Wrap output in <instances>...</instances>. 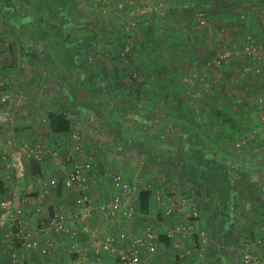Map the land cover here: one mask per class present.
<instances>
[{
	"label": "rangeland",
	"instance_id": "rangeland-1",
	"mask_svg": "<svg viewBox=\"0 0 264 264\" xmlns=\"http://www.w3.org/2000/svg\"><path fill=\"white\" fill-rule=\"evenodd\" d=\"M198 11L205 12L203 23ZM176 16L193 28L212 22L198 0H0V42L21 70L55 76L61 112L71 123L67 141L85 154L77 162L90 159V172L98 163L95 150L105 147L117 165L111 164L110 177L117 172L133 183L139 174H164L161 202L171 206L179 190L186 192L206 237H264V43L246 33L233 49L222 41L202 49L196 39L186 51L165 43L167 20ZM249 39L253 49L246 48ZM23 59L29 67L19 66ZM8 84H0L2 92L19 88ZM41 85L44 92L50 86ZM183 113L198 131L179 123ZM227 175L228 199L214 184ZM139 213L134 225L150 214ZM229 246L225 264L240 257ZM207 252L193 264H210Z\"/></svg>",
	"mask_w": 264,
	"mask_h": 264
},
{
	"label": "crops",
	"instance_id": "crops-1",
	"mask_svg": "<svg viewBox=\"0 0 264 264\" xmlns=\"http://www.w3.org/2000/svg\"><path fill=\"white\" fill-rule=\"evenodd\" d=\"M198 1L200 5L207 8L211 19L210 22H212L206 27L198 26V28H193L191 22L189 24V21L183 16L170 18L165 25V34L169 35V37L166 36L165 43L168 45L179 43L182 48H185L184 46L188 44L195 45L194 41L197 39L199 43L196 45L201 43L202 49H211L219 45V41H222L225 44L224 47L233 49L242 43L238 42L239 40L241 41L246 33H251L256 41L264 43V0ZM177 35L179 36L177 37ZM174 40H177V42H174ZM7 47V43L0 42V84L10 82V85H4V87L13 88L17 86L19 88H17L15 93L11 92V99L8 106H6L5 115L1 111L2 106L0 103V209L7 206L22 208L21 220L23 229L31 232L37 238L39 247L44 246L47 241H51L53 246L50 254L44 256L40 253L39 247L26 249L14 239L10 231L1 228L0 264H15L17 263L15 257L21 255L25 257L23 264H83L84 262H91L90 264H119L114 254L104 252L100 261L93 263L92 247L98 246L103 235L107 232L117 233V244L122 245L129 241L131 236L141 234L146 224L150 225L151 230L155 234L151 241L155 246V251L150 252L146 247H141L140 252L143 264H175L177 250L190 247L192 238H181L180 234H175L174 237L180 248H174L172 243L175 239L172 241L167 236V232L185 219L187 206L181 204L179 200L175 205L171 206V215H166V206L168 207L169 204L161 201L157 202L151 198L149 199L148 208V213L150 212V214H147L146 223H135L136 225H134L132 221L134 218L131 220L118 219L114 223L107 222L100 206L106 203L114 193L109 174L111 164L115 167L117 165L113 161L110 162L113 155L111 156L106 152L105 147H98L95 150L98 162L97 167L96 170L89 172L88 175V177H94L95 179V183L88 190L92 205L89 223L97 229H92L90 234L80 233L77 240L80 247H87L89 250L82 255L70 253V239L66 238L67 236L53 229L45 235L42 234L39 229L41 227L39 224L41 218L50 216L59 209L60 211L70 212L74 207L78 191L75 189L69 191L63 189L62 180L66 175V169L63 166L69 165L66 160L69 158L67 155L72 157L71 160L75 159L77 161L82 160L85 154L82 151L80 153L77 150L74 151L70 147V142L67 141L69 132L56 131L52 125L54 119H51L52 114L62 111L61 101L56 96L59 88L56 87L55 83L57 82L55 81L57 80L54 78L55 76L49 72L46 75H36L35 73H27L25 70H21L15 63L14 57L7 50ZM186 51L189 50L186 49ZM200 58L202 59V56ZM28 64V60L23 59L19 66L29 67ZM167 65L173 66L168 63ZM18 70L20 71L19 73ZM13 72L18 73V75L15 76L16 73L14 74ZM43 81L50 84V86H47L46 92L41 90ZM54 84L56 85L55 87ZM6 92H2L0 88V96ZM24 94L35 98L36 107L31 106L33 102L29 101L30 97L24 100ZM65 100L67 104L71 101L70 97L65 98ZM47 117H49L48 120ZM4 118L8 119L4 120ZM88 143L89 140L84 141V145ZM21 145L33 148L36 156H27L24 153L19 154L23 171L21 172L22 174H17L20 168L18 164L14 166V161L18 158L16 153ZM140 176L141 174L137 175L134 180ZM51 178L56 179L58 185L48 195L40 197L39 192L42 190L43 183ZM182 192L184 191L182 190ZM164 199L165 195L163 194ZM135 200L136 196L133 197V203L136 202ZM138 211L139 209H137L136 213ZM139 214L142 213L140 212ZM147 215L144 213L143 216L147 218ZM71 222H74V219ZM75 224L79 225V222L76 221ZM15 228H17L16 225ZM259 229L257 227L258 231ZM233 238H235V244L228 243ZM245 240L250 242L247 246L249 251L254 249L255 253L252 252L253 250L251 253L256 257L261 256V261L264 262V237H208L209 254L213 258L216 257L224 261L226 255L224 253V243L233 245V248L229 246L230 250L241 254V249L237 245ZM13 254H15V257H13ZM241 258V255L240 257L234 256L233 261L229 264H242ZM194 259L195 257H191L187 261L193 264Z\"/></svg>",
	"mask_w": 264,
	"mask_h": 264
},
{
	"label": "built area",
	"instance_id": "built-area-1",
	"mask_svg": "<svg viewBox=\"0 0 264 264\" xmlns=\"http://www.w3.org/2000/svg\"><path fill=\"white\" fill-rule=\"evenodd\" d=\"M199 21H205V12L198 11ZM254 45L252 40L249 39L247 49H253ZM222 57V55H220ZM11 99V93H3L0 96V103L2 106L1 111L3 115L6 114V109ZM6 107V108H5ZM8 118H4L7 120ZM26 154L27 156H36L33 148L27 145H21L17 149L14 166L18 164L19 170L17 174H22V163L19 154ZM15 156V152L13 153ZM70 159V158H68ZM71 160V159H70ZM22 169V170H21ZM90 169H92V163L90 159H86L83 162L71 161L69 162L68 169L65 177L62 180V187L66 191L75 189L78 191V196L75 200V205L70 212L57 210L50 216L41 218L39 228L42 234L50 232L51 229L56 230L60 234L67 236L70 239L69 251L70 253L84 254L89 249L87 247H80L77 243L78 235L80 233L90 234L95 226H91L89 219L91 217L92 205L91 197L88 193L91 185L95 183V179L88 177ZM166 178L164 174H141L133 183H128L119 173L115 172L111 174L110 181L114 193L110 199L100 206L104 219L109 223L117 222L118 219L131 220L134 218L137 211V202L133 203V197H137V193L141 189H149L157 202L162 201L161 191L163 186L166 185ZM58 185V181L54 178L43 183L42 190L39 192L40 197H45L49 192ZM178 199L181 204H185L189 210L185 219L178 223L172 230L167 232V236L172 239V246L174 248L179 247V244L174 237L175 234H180L181 238L191 237L192 243L190 247L177 250L175 264H190L187 259L191 257L197 258L201 261L204 259L207 252V233L206 230L200 226L199 219L200 213L196 210L194 205L189 200V195L182 190L178 191ZM182 192V193H181ZM137 199V198H136ZM136 201V200H135ZM173 203V202H171ZM175 204V203H174ZM190 206V207H188ZM23 209L20 207H3L0 209V229H6L10 231L14 239L24 248H36L39 247V241L29 231H25L22 227L21 216ZM172 213L171 205L166 207L165 214ZM74 219V222L71 220ZM78 221L79 225L75 224ZM15 225L17 228H15ZM97 229V228H96ZM118 234L115 232H107L103 235L101 242L96 247H92L93 260L92 262H98L101 259V255L104 253H112L115 255L119 264H143L141 258V247H146L150 252L155 251V246L151 243L155 237L153 231L146 227L141 234L131 236L129 241L124 244H117ZM195 238V240H194ZM249 241L245 240L242 243V264H263L255 255L249 251L247 247ZM53 243L47 241L44 246L39 247L42 255H49L52 249ZM180 248V247H179ZM15 257V254H13ZM25 257L23 255L15 257L17 263L23 264ZM91 262L83 263L90 264Z\"/></svg>",
	"mask_w": 264,
	"mask_h": 264
},
{
	"label": "trees",
	"instance_id": "trees-1",
	"mask_svg": "<svg viewBox=\"0 0 264 264\" xmlns=\"http://www.w3.org/2000/svg\"><path fill=\"white\" fill-rule=\"evenodd\" d=\"M53 121H52V125L55 128L56 131L62 132V133H66L69 132L70 128H71V123L69 121L68 118H66L65 114L63 112H59L57 115H55L53 117ZM179 123L184 124L185 126H194V129L196 131H198V125L196 122H193L192 119H188L187 114L183 113V116H179L178 119ZM203 137V136H202ZM205 145L210 146L211 148L215 149L221 156H223L225 153H223L222 151H218L217 146L215 145V143H213L212 141H210L209 139H205L204 140ZM226 155V154H225ZM232 155H227V158H231ZM187 162L189 164H191L193 166V168L195 169V171L198 173L199 171V166L197 165V163L195 162L194 159H188ZM196 173V174H197ZM215 182L214 184H216V182H218L217 184H219V186H217L215 188V190L217 189L218 194H220L219 196H221L222 198L225 197L226 199L229 198V185L231 183V180L229 179V176L227 175L224 180L220 181L218 179H214ZM165 186V185H164ZM167 188V187H166ZM164 189V187H163ZM153 196L152 192L149 189H141L138 193H137V209H139V211L141 213H146L148 212V208H149V199H151ZM222 232V231H221ZM225 233V232H224ZM220 237H226L225 235H222ZM235 238L232 239V241H228V243H232L235 244ZM227 243V244H228ZM225 244V243H224ZM226 245V244H225ZM231 245V244H230ZM224 253H226L224 261L223 259H217L216 257L213 258L208 252L207 254H209L207 257H209L211 259V263L210 264H225L226 262V256L228 255V249H226V247H224ZM220 250V249H219ZM242 255V253L240 254ZM234 256H236L234 254ZM206 257V256H205ZM205 262V261H204Z\"/></svg>",
	"mask_w": 264,
	"mask_h": 264
}]
</instances>
